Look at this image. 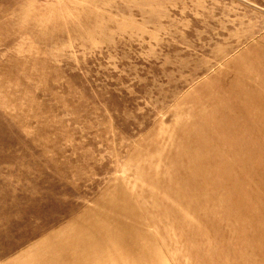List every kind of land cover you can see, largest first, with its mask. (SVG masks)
Masks as SVG:
<instances>
[{
  "label": "rangeland",
  "instance_id": "1",
  "mask_svg": "<svg viewBox=\"0 0 264 264\" xmlns=\"http://www.w3.org/2000/svg\"><path fill=\"white\" fill-rule=\"evenodd\" d=\"M0 264H264V0H0Z\"/></svg>",
  "mask_w": 264,
  "mask_h": 264
}]
</instances>
